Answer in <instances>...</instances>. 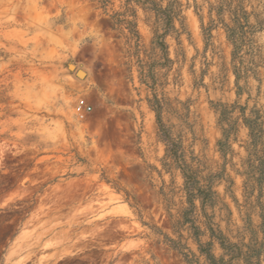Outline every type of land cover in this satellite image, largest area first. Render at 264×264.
Returning a JSON list of instances; mask_svg holds the SVG:
<instances>
[{
    "label": "rangeland",
    "instance_id": "rangeland-1",
    "mask_svg": "<svg viewBox=\"0 0 264 264\" xmlns=\"http://www.w3.org/2000/svg\"><path fill=\"white\" fill-rule=\"evenodd\" d=\"M114 1L118 7L120 0ZM180 1L186 26L183 82L167 89L173 98L190 100L196 153L220 169L222 130L213 103L245 104L248 93L237 96L233 44L219 0ZM227 1L240 3L248 15L246 29L261 56L264 104V0ZM140 15L149 44L151 22L143 11ZM222 18L231 23L228 8ZM168 42L175 57L177 40L169 36ZM125 61L110 18L92 1L0 0V208L35 199L21 234L0 247V264H188L149 237L150 229L130 205L135 198L144 219L173 235L159 191L173 180L181 186L183 179L163 170L165 144L155 112L145 88L129 81ZM80 68L85 75L77 74ZM251 84L257 97L259 82ZM248 139V128L241 125L226 164L230 179L215 187L231 210L218 212L216 220L233 241L246 243L249 220L264 240V189L249 195L239 173ZM181 194L174 198V214ZM189 244L197 251L192 239ZM216 253H222L218 245Z\"/></svg>",
    "mask_w": 264,
    "mask_h": 264
},
{
    "label": "trees",
    "instance_id": "trees-1",
    "mask_svg": "<svg viewBox=\"0 0 264 264\" xmlns=\"http://www.w3.org/2000/svg\"><path fill=\"white\" fill-rule=\"evenodd\" d=\"M89 1L110 18L111 28L122 42L129 81L134 85L138 81L140 86L135 88L144 87L147 91L146 100L155 112L158 136L165 144V154L161 158L163 170L172 175L178 172L183 179L181 186L175 185L173 180L172 186H164L159 191L171 216L173 235L144 219L143 210L135 198L134 203H130L142 224L150 229L149 237L176 250L188 264H260L264 240L259 241L253 223L250 220L246 223L245 229L251 234V242L246 243L233 241L216 220L218 212L220 215L225 211L231 214L229 205L215 187L221 179H230L226 164L229 154L233 153L231 140L241 125L248 128L249 139L243 169L239 173L246 179L249 195L256 189L260 193L264 189V104L259 100L263 81L261 56L253 34L246 29L249 20L242 5L233 6L232 2L219 0L220 19L233 44L232 69L237 96L241 98L247 92L248 97L245 104L238 101L234 104L213 103L222 130L217 145L224 158L221 168L215 169L194 148L198 137L195 123L190 120V100L173 98L167 89L170 84L180 86L183 82L182 63L186 54L181 36L186 26L181 1L120 0L118 7L114 0ZM225 8L231 12V23L222 18ZM141 11L152 26L153 37L149 44L144 41L140 30ZM169 36L174 37L179 45L175 57L171 53ZM251 79L259 82L257 97H252ZM251 99H254L252 105ZM190 138L192 140L188 142ZM178 191L182 193L181 206L174 214L172 208ZM126 194L129 198L130 194L127 191ZM34 202L35 199H23L0 208V247H7L20 232ZM189 239L197 245V251L192 249ZM217 245L221 254L216 253Z\"/></svg>",
    "mask_w": 264,
    "mask_h": 264
},
{
    "label": "water",
    "instance_id": "water-1",
    "mask_svg": "<svg viewBox=\"0 0 264 264\" xmlns=\"http://www.w3.org/2000/svg\"><path fill=\"white\" fill-rule=\"evenodd\" d=\"M72 66V64L70 65V67ZM81 72H84L82 69H78L77 70V74L80 75ZM21 234V232L17 235V237Z\"/></svg>",
    "mask_w": 264,
    "mask_h": 264
},
{
    "label": "bare ground",
    "instance_id": "bare-ground-1",
    "mask_svg": "<svg viewBox=\"0 0 264 264\" xmlns=\"http://www.w3.org/2000/svg\"><path fill=\"white\" fill-rule=\"evenodd\" d=\"M71 67H73V68H74V67H75V65H72ZM80 69H81V68H80ZM82 70H83L84 72H81L80 74H81V75H85V74H86L85 70H84V69H82Z\"/></svg>",
    "mask_w": 264,
    "mask_h": 264
}]
</instances>
